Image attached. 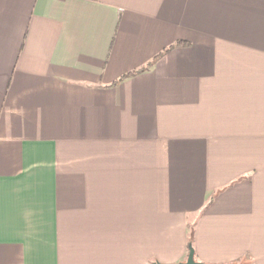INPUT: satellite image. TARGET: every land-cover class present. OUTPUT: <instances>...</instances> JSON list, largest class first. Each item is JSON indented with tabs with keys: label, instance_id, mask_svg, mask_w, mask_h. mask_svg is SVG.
Instances as JSON below:
<instances>
[{
	"label": "crops",
	"instance_id": "0c3cea01",
	"mask_svg": "<svg viewBox=\"0 0 264 264\" xmlns=\"http://www.w3.org/2000/svg\"><path fill=\"white\" fill-rule=\"evenodd\" d=\"M190 245L264 264V0H0V264Z\"/></svg>",
	"mask_w": 264,
	"mask_h": 264
},
{
	"label": "water",
	"instance_id": "95a60500",
	"mask_svg": "<svg viewBox=\"0 0 264 264\" xmlns=\"http://www.w3.org/2000/svg\"><path fill=\"white\" fill-rule=\"evenodd\" d=\"M189 248H190V251H189L187 260L184 262L173 263V264H206L203 262L196 261L194 248L191 245ZM156 264H162V263H156Z\"/></svg>",
	"mask_w": 264,
	"mask_h": 264
},
{
	"label": "trees",
	"instance_id": "16d2710c",
	"mask_svg": "<svg viewBox=\"0 0 264 264\" xmlns=\"http://www.w3.org/2000/svg\"><path fill=\"white\" fill-rule=\"evenodd\" d=\"M179 44H184V42H183V41L178 42L177 44H175V45L171 46L170 48L166 49L165 52L171 50L172 48H174L176 45H179ZM148 68H149V66H148V67H145V68H142V69H140L139 71H137L136 73L143 72V71L147 70ZM136 73H133V74H136ZM126 77H128V76H126ZM124 78H125V77H124Z\"/></svg>",
	"mask_w": 264,
	"mask_h": 264
}]
</instances>
